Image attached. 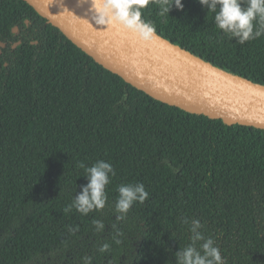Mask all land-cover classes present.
I'll use <instances>...</instances> for the list:
<instances>
[{"label":"trees","instance_id":"trees-1","mask_svg":"<svg viewBox=\"0 0 264 264\" xmlns=\"http://www.w3.org/2000/svg\"><path fill=\"white\" fill-rule=\"evenodd\" d=\"M183 3L169 16L150 3L142 19L264 87V36L241 45L198 0ZM98 160L116 172L105 208L67 210L87 183L80 164ZM122 183H143L149 197L117 220ZM185 217L201 221L225 264H264V130L155 100L25 1L0 0V264H175L190 243Z\"/></svg>","mask_w":264,"mask_h":264},{"label":"water","instance_id":"water-1","mask_svg":"<svg viewBox=\"0 0 264 264\" xmlns=\"http://www.w3.org/2000/svg\"><path fill=\"white\" fill-rule=\"evenodd\" d=\"M96 62L162 103L264 130V87L232 75L155 34L96 26L90 0H23Z\"/></svg>","mask_w":264,"mask_h":264},{"label":"clouds","instance_id":"clouds-1","mask_svg":"<svg viewBox=\"0 0 264 264\" xmlns=\"http://www.w3.org/2000/svg\"><path fill=\"white\" fill-rule=\"evenodd\" d=\"M214 14V23L229 39L243 45L245 42L264 36V0H198ZM150 3L157 4L159 15L169 16L170 10L184 9L183 0H90V9L93 13L92 21L96 26L120 25L132 31L143 39H151L156 34L155 26L142 19V9ZM80 167L84 169L83 175L87 183L81 186V191L75 194L67 210L73 208L87 215L92 211L103 210L108 203L107 186L111 178L116 175L113 165L104 160H98L92 166ZM118 198L115 201V211L119 213L117 220L125 219L127 213L135 203H144L149 192L143 183H122L118 187ZM97 231H103L105 224L102 220L92 221ZM191 233L190 243L175 252V264H225L221 249L211 236H205L201 231L203 225L200 220L185 217L183 220ZM122 233H117V236ZM120 244V239H115ZM105 243L100 247L101 252L109 249ZM91 264L90 258H86Z\"/></svg>","mask_w":264,"mask_h":264}]
</instances>
